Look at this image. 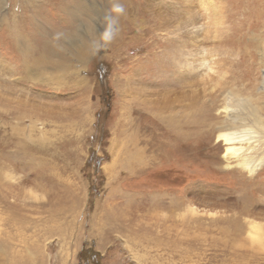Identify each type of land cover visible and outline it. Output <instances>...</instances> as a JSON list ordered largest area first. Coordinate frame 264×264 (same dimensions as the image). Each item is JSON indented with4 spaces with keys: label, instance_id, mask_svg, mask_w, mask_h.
<instances>
[{
    "label": "rangeland",
    "instance_id": "1",
    "mask_svg": "<svg viewBox=\"0 0 264 264\" xmlns=\"http://www.w3.org/2000/svg\"><path fill=\"white\" fill-rule=\"evenodd\" d=\"M0 217L20 262L264 264V0H0Z\"/></svg>",
    "mask_w": 264,
    "mask_h": 264
},
{
    "label": "bare ground",
    "instance_id": "2",
    "mask_svg": "<svg viewBox=\"0 0 264 264\" xmlns=\"http://www.w3.org/2000/svg\"><path fill=\"white\" fill-rule=\"evenodd\" d=\"M237 137H240V136L236 135V136L232 137L231 139H234V138L237 139ZM16 213H17L16 211H12V214H11L12 216H10V218H4V221L8 227H17V226L23 227V224H24L23 221L24 220L21 217L18 219V216ZM0 218L3 220L2 217H0ZM111 220H113V219H111ZM18 235H22L21 230L18 231ZM12 237H13V235L11 236V233L9 232V236L7 233V234H5V238H0V248H1L0 249V261H1L0 264H32V261H30V259H26L25 261H21V262L17 259H11L12 254L9 251V242H7V241Z\"/></svg>",
    "mask_w": 264,
    "mask_h": 264
},
{
    "label": "clouds",
    "instance_id": "3",
    "mask_svg": "<svg viewBox=\"0 0 264 264\" xmlns=\"http://www.w3.org/2000/svg\"><path fill=\"white\" fill-rule=\"evenodd\" d=\"M111 12L115 13L116 15H108L105 17L107 23L101 35V39L105 42H108L114 38L117 32L116 25L118 23V16L124 12V7L120 3H115L112 6Z\"/></svg>",
    "mask_w": 264,
    "mask_h": 264
}]
</instances>
